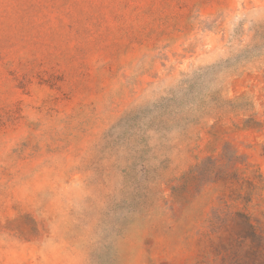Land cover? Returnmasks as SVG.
I'll list each match as a JSON object with an SVG mask.
<instances>
[{
  "label": "rangeland",
  "instance_id": "obj_1",
  "mask_svg": "<svg viewBox=\"0 0 264 264\" xmlns=\"http://www.w3.org/2000/svg\"><path fill=\"white\" fill-rule=\"evenodd\" d=\"M0 264H264V0H0Z\"/></svg>",
  "mask_w": 264,
  "mask_h": 264
}]
</instances>
